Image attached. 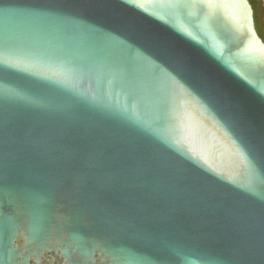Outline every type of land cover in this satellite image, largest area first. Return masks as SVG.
Wrapping results in <instances>:
<instances>
[{"label":"water","instance_id":"obj_1","mask_svg":"<svg viewBox=\"0 0 264 264\" xmlns=\"http://www.w3.org/2000/svg\"><path fill=\"white\" fill-rule=\"evenodd\" d=\"M0 264H264L249 0H0Z\"/></svg>","mask_w":264,"mask_h":264},{"label":"trees","instance_id":"obj_2","mask_svg":"<svg viewBox=\"0 0 264 264\" xmlns=\"http://www.w3.org/2000/svg\"><path fill=\"white\" fill-rule=\"evenodd\" d=\"M253 10L258 34L264 41V0H249Z\"/></svg>","mask_w":264,"mask_h":264}]
</instances>
